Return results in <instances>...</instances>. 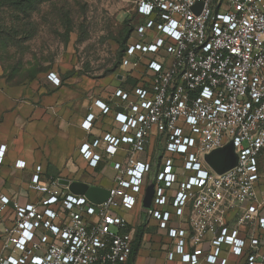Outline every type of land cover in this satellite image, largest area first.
Returning a JSON list of instances; mask_svg holds the SVG:
<instances>
[{"label": "built area", "instance_id": "built-area-1", "mask_svg": "<svg viewBox=\"0 0 264 264\" xmlns=\"http://www.w3.org/2000/svg\"><path fill=\"white\" fill-rule=\"evenodd\" d=\"M135 2L140 22L117 71L135 83L115 91L127 103L115 112L119 134L94 139L83 151L98 168L102 140L110 156L128 145L125 160L113 162L107 199L95 204L59 178L43 179L37 166L31 188L38 201L21 203L0 191V264H127L137 227L145 223L147 231L151 219L177 239L169 260L180 254L197 264L209 234L213 245L225 239L243 252L245 238L225 234L228 211L264 229V0ZM48 78L61 83L53 72ZM95 103L104 114L112 111ZM94 120L89 113V127ZM231 141L237 164L217 173L206 155ZM5 151L0 145V163ZM150 183L154 195L145 208ZM137 206L145 213L138 224L121 213ZM218 252L216 246L207 260L215 262Z\"/></svg>", "mask_w": 264, "mask_h": 264}, {"label": "crops", "instance_id": "crops-1", "mask_svg": "<svg viewBox=\"0 0 264 264\" xmlns=\"http://www.w3.org/2000/svg\"><path fill=\"white\" fill-rule=\"evenodd\" d=\"M108 77L98 80L87 76L71 77L56 85L47 75L36 81L12 83L4 74L0 60V145H6L5 156L0 163L1 193L21 203L38 201L41 195L31 188V177L39 165L43 179H69L105 188L112 185L113 162L125 160L128 145L122 144L110 156L106 151L108 145L102 140L95 149L103 156L99 168L91 167L83 155L88 143L94 139L103 138L107 133L119 134L115 112L127 103L116 96L115 91L119 88L130 91L135 82L115 73L111 77L120 84L113 86L104 83ZM98 99L110 105L112 111L104 114L95 103ZM89 113L95 115L91 127L86 121ZM138 157L144 160L147 153ZM19 160L25 161L24 168L16 165ZM63 185L69 188V185ZM132 209H124L121 213L138 224L145 213L139 206ZM176 224L171 222L170 225ZM181 227L188 228V225L182 224ZM206 240L211 242L209 236ZM176 242L177 239L168 235L167 229L160 228L158 221L151 219L137 256L139 264H145L150 258L158 259L156 264H173L175 259L182 260L180 254H175L173 260L168 259L167 252L175 250ZM1 249L0 238V252ZM193 249L191 240L187 238L186 251L193 252Z\"/></svg>", "mask_w": 264, "mask_h": 264}, {"label": "rangeland", "instance_id": "rangeland-1", "mask_svg": "<svg viewBox=\"0 0 264 264\" xmlns=\"http://www.w3.org/2000/svg\"><path fill=\"white\" fill-rule=\"evenodd\" d=\"M139 21L135 0H0V60L4 74L11 77L12 83L36 81L53 72L63 81L110 76L104 83L119 85L111 77L119 69H111L119 59L120 42ZM242 219V212L228 211L224 226L226 235H245L243 252L236 254L225 239L220 245L206 240L197 264H264V229L250 227ZM223 234L220 229V237ZM216 246L217 259L209 262L207 255L214 253ZM156 260L146 259L145 264H156ZM139 263L138 258L134 264ZM173 264L192 262L179 258Z\"/></svg>", "mask_w": 264, "mask_h": 264}, {"label": "water", "instance_id": "water-1", "mask_svg": "<svg viewBox=\"0 0 264 264\" xmlns=\"http://www.w3.org/2000/svg\"><path fill=\"white\" fill-rule=\"evenodd\" d=\"M196 10L198 7H195ZM237 153L233 142H229L225 146L212 151L206 155V161L217 172L223 173L237 164ZM59 182L69 185L70 190L75 194H81L88 198L95 204L104 202L109 194V190L98 185H88L81 182L70 181L69 179H59ZM154 195V184L150 183L146 188L145 197L143 199V206L145 208L151 207L152 198Z\"/></svg>", "mask_w": 264, "mask_h": 264}, {"label": "trees", "instance_id": "trees-1", "mask_svg": "<svg viewBox=\"0 0 264 264\" xmlns=\"http://www.w3.org/2000/svg\"><path fill=\"white\" fill-rule=\"evenodd\" d=\"M136 14H137V11H136ZM137 16H138V14H137ZM135 25L131 28L130 34L126 35L125 38L120 42L121 43V50H120V54H119V59H118L117 63L115 64V66L113 67V69H111L112 71L116 70V69H120V66L122 64V60H123V57H124V54H125V51L127 48V44L129 42V39L131 38L132 32L135 28ZM116 71H118V70H116ZM10 79H11V77H9V80ZM145 232H146L145 223H141L136 229L135 240H134L133 245H132V252H131V255L129 257L127 264H134L135 263L137 256L139 254V250L141 249V246H142V241H143ZM242 238H245V235Z\"/></svg>", "mask_w": 264, "mask_h": 264}]
</instances>
